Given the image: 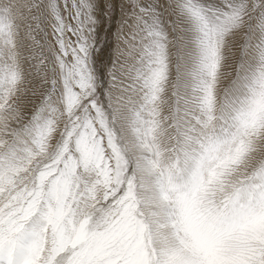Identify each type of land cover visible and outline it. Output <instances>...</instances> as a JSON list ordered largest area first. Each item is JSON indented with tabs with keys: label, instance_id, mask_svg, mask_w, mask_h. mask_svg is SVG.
<instances>
[{
	"label": "snow or ice",
	"instance_id": "6c2138e0",
	"mask_svg": "<svg viewBox=\"0 0 264 264\" xmlns=\"http://www.w3.org/2000/svg\"><path fill=\"white\" fill-rule=\"evenodd\" d=\"M0 264H264V0H0Z\"/></svg>",
	"mask_w": 264,
	"mask_h": 264
},
{
	"label": "rangeland",
	"instance_id": "374dc122",
	"mask_svg": "<svg viewBox=\"0 0 264 264\" xmlns=\"http://www.w3.org/2000/svg\"><path fill=\"white\" fill-rule=\"evenodd\" d=\"M119 14L118 10L117 13ZM115 17L112 21V27L109 29L106 25L102 26V29L99 32V39L101 41V44L103 45V52L100 56L101 60L103 63H107L110 57L111 49L114 46V40L112 33L115 32L116 30V22H115ZM103 66V65H101Z\"/></svg>",
	"mask_w": 264,
	"mask_h": 264
},
{
	"label": "bare ground",
	"instance_id": "6f19581e",
	"mask_svg": "<svg viewBox=\"0 0 264 264\" xmlns=\"http://www.w3.org/2000/svg\"><path fill=\"white\" fill-rule=\"evenodd\" d=\"M118 17H119V14H116L115 19L118 20ZM116 20H115V22H116Z\"/></svg>",
	"mask_w": 264,
	"mask_h": 264
}]
</instances>
